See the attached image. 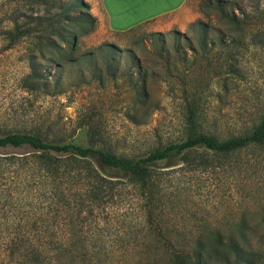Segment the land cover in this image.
Wrapping results in <instances>:
<instances>
[{"label":"rangeland","instance_id":"obj_1","mask_svg":"<svg viewBox=\"0 0 264 264\" xmlns=\"http://www.w3.org/2000/svg\"><path fill=\"white\" fill-rule=\"evenodd\" d=\"M74 1L28 0L14 11L12 0H0V135L33 132L140 157L192 132L227 140L264 121V14L237 32L245 42L234 51L219 44L193 49V22L226 28L216 12L201 9L202 0H191L192 22L184 29L166 15L122 32L108 27L98 0H86L84 11L95 17L89 21ZM59 13H65L64 31L78 34L74 50L46 47L38 33L13 39L17 16L25 30L24 15L52 19ZM208 32L214 41L217 33ZM41 47L49 52L36 64L43 73L36 76L29 55ZM37 152L0 147V264H25L13 254V242L17 225L26 223L29 172L14 157ZM156 172L158 232L144 229V191L127 178L103 217L88 226L86 235L99 243L95 250L109 254L108 264L161 263L165 250L158 239L240 236L244 224L264 250V144L202 168L176 158L158 163Z\"/></svg>","mask_w":264,"mask_h":264},{"label":"trees","instance_id":"obj_2","mask_svg":"<svg viewBox=\"0 0 264 264\" xmlns=\"http://www.w3.org/2000/svg\"><path fill=\"white\" fill-rule=\"evenodd\" d=\"M12 1L14 11H17L21 7L20 2L28 0ZM242 1L247 3L242 4L240 0H202L201 9L207 13L216 12L226 28L203 20L193 22L191 29L197 36V47L193 49H206L219 44L227 51H234L245 42V35L237 32L261 17L264 5L263 0ZM74 6L84 16V9L89 8V3L75 0ZM64 15L59 13L57 18L52 19L41 15H24L25 30L21 29V17L17 16L13 39L27 33H38L41 34V44L46 47L63 51L69 45L74 50L78 34L64 31L60 25ZM84 18V21L95 20L90 13H86ZM211 28L217 33L214 41L209 40L208 31ZM47 52L41 47L29 55L34 75L43 74L39 73L36 64L40 58L47 57ZM262 144L264 121L252 132L227 140H220L205 132H192L184 139L140 157L119 156L104 148L75 141L48 140L33 132L0 135V147L26 145L38 151L28 156L14 157L17 165L28 168L29 173L24 184L28 193L26 223L17 225L19 236L13 242V254L19 252L25 264H108L109 254H104L103 247L95 250L99 243L92 241L85 232L115 202L122 178L143 189L139 196L145 212L143 227L150 232H158L159 223L154 212L161 186L156 172L158 163L182 158L202 168L213 164L219 157ZM110 170L116 172L110 173ZM246 229V224L242 225L240 236L216 234L213 237L197 236L177 241L158 239L157 242L165 250V255L160 258L163 261L160 263L158 258H149L141 264H264V250L258 242L248 237Z\"/></svg>","mask_w":264,"mask_h":264},{"label":"crops","instance_id":"obj_3","mask_svg":"<svg viewBox=\"0 0 264 264\" xmlns=\"http://www.w3.org/2000/svg\"><path fill=\"white\" fill-rule=\"evenodd\" d=\"M108 27L115 32L174 15L175 24L184 29L192 22L191 0H98Z\"/></svg>","mask_w":264,"mask_h":264}]
</instances>
